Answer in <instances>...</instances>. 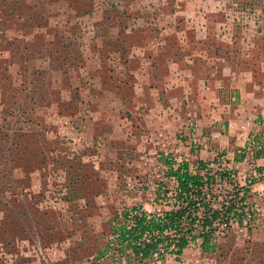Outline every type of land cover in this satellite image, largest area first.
Here are the masks:
<instances>
[{"label": "rangeland", "instance_id": "374dc122", "mask_svg": "<svg viewBox=\"0 0 264 264\" xmlns=\"http://www.w3.org/2000/svg\"><path fill=\"white\" fill-rule=\"evenodd\" d=\"M250 79L263 95L264 0H0V264H131L112 223L134 206L163 207L160 184L175 185L168 162L202 151L206 128L228 130L246 109L228 112L245 100L237 85ZM146 83L162 98L152 111L169 118L148 136L163 131L170 148L146 149L144 136L118 159L95 131L106 132L107 115L128 120L134 145L132 97ZM262 125L245 145L255 133L264 144ZM237 149L213 148L211 161L249 187L244 222L219 233L216 252L196 243L180 258L132 264H264V180Z\"/></svg>", "mask_w": 264, "mask_h": 264}, {"label": "trees", "instance_id": "16d2710c", "mask_svg": "<svg viewBox=\"0 0 264 264\" xmlns=\"http://www.w3.org/2000/svg\"><path fill=\"white\" fill-rule=\"evenodd\" d=\"M263 154L260 151L257 157ZM175 162H168L167 173V178L175 181L173 189L161 183L164 191L157 193V200L164 201L160 210L150 212L134 206L111 225L117 249L131 251V264L163 259L165 254L180 258L196 243L204 252H216L219 233L229 232L231 223L241 225L247 217L250 190L235 179V171L215 169L212 164L216 159L197 160L193 168L187 161ZM219 183L231 186V191L222 186L224 191H220L227 193L216 194ZM101 252L99 257L106 254L105 250Z\"/></svg>", "mask_w": 264, "mask_h": 264}, {"label": "crops", "instance_id": "0c3cea01", "mask_svg": "<svg viewBox=\"0 0 264 264\" xmlns=\"http://www.w3.org/2000/svg\"><path fill=\"white\" fill-rule=\"evenodd\" d=\"M134 84H136V82H134ZM254 87L256 86L254 85L253 88ZM237 88L238 89L236 90V94L240 96V99L245 98L246 101L243 100L242 101L243 103L240 104V106H238V109L232 106L230 110H228V112L231 114L232 110L234 109V113H235V110H240L243 107L246 108L244 109L245 111L241 112L239 115L237 114L235 117H230L226 119L228 120V123L226 122L224 124V127L226 129L228 128V130L225 133L220 132L221 129L217 125H214V127H209L205 129L207 133H205V137L201 138L199 142H201L203 146L206 148L210 147V150L209 149L206 150L207 153L204 154V150H203L204 147L201 148L202 151L197 150V153L193 152L196 150L191 149L190 151L191 157H188V158L186 157L184 159L185 161L189 162L191 168H193L197 160H203V161L213 160V157H214V151H212L213 148L217 149V148H220V146L227 147V148H233V153H234L238 146L244 147L246 139L248 135H250L255 129L257 121L259 122L261 121V124H263L262 126L258 127L259 130L264 131V93L263 95L256 96L255 91L250 90L251 79L250 81H247L246 83H244V85L238 84ZM153 90H155V86H153L152 83L150 84L146 83L144 86V93H142V95L140 96L134 95L132 97V100L135 103H137L136 111H134V114H136L135 118L134 117L131 118L132 125L136 126V129H134L133 132H137V134L134 136L136 140L135 143H133L134 145H131V147L129 145L131 144L132 140L130 142L128 134H131V133H129V131L127 130L128 125L125 124V122L128 120H124L121 118L120 123H111V121L109 120L111 116L107 115L106 117L107 123H104V126H105L104 129L106 130V132L103 130L95 131L96 132L95 135L99 137L103 135L102 137L106 139V143L109 146V148L106 147V150H108L109 152L114 151L113 153H109V154H116V158L119 159V158H122V155H125L126 150L128 148L135 147L136 150L138 151L141 150V146L143 145L141 142V138L144 136H147L146 142H148L144 147L146 149L155 151L157 149L165 150V149L170 148L171 141L169 140V137L163 131L160 134L162 136L163 135L166 136V138L157 137L160 139L158 141H155L152 137L148 136L149 133H151L149 131H153L155 134L157 130L160 131L163 128L162 126L165 125L167 121H169L168 117H164V113L162 114L161 112H159L155 114L154 111H152L153 109L151 107L152 106L151 104L154 103V101H160V100L162 101L161 96L159 97L158 95V98H157V95H154V93L152 92ZM160 94L163 96L164 93L162 92ZM122 101H124V99H122ZM139 101H141L140 104H139ZM245 105H247V107H245ZM76 114L72 116V118L76 117ZM95 114L97 113L95 112ZM125 125L127 126V128L124 127ZM200 131L204 134L203 127L200 129ZM117 133H120V137L116 136ZM199 134L196 136H199ZM195 141H198V138H196ZM187 142L188 141L182 142V146L184 145V143H187ZM120 143L122 144V148L121 150H117V149H120L119 148ZM188 148L189 147H187V149ZM137 154H141V153L138 152ZM103 158L107 160V153L103 154ZM140 158H145V156L140 155ZM232 161L236 165L235 168L237 169H239L240 166H244L242 160H240V155L238 154L234 155V158L232 159ZM258 165L262 169L264 168V156L258 159ZM240 173L241 172H238V174ZM240 181L243 182L242 180Z\"/></svg>", "mask_w": 264, "mask_h": 264}, {"label": "built area", "instance_id": "2783aa9c", "mask_svg": "<svg viewBox=\"0 0 264 264\" xmlns=\"http://www.w3.org/2000/svg\"><path fill=\"white\" fill-rule=\"evenodd\" d=\"M244 159L248 161L251 171L254 176L264 180V171L257 169V154L261 151L264 152V144L261 141L260 133H255L249 137L248 143L243 147ZM259 170V171H258ZM261 197H264V190L259 192ZM240 206V205H238ZM160 210V209H158ZM249 211V207L246 208ZM248 214V213H247ZM232 224V223H231Z\"/></svg>", "mask_w": 264, "mask_h": 264}]
</instances>
